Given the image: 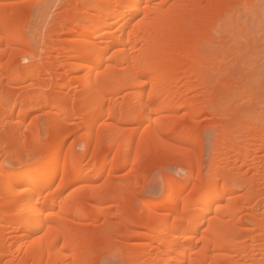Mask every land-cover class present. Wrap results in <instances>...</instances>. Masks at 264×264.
Returning a JSON list of instances; mask_svg holds the SVG:
<instances>
[{
  "label": "bare ground",
  "instance_id": "6f19581e",
  "mask_svg": "<svg viewBox=\"0 0 264 264\" xmlns=\"http://www.w3.org/2000/svg\"><path fill=\"white\" fill-rule=\"evenodd\" d=\"M263 51L264 0H0V264H264Z\"/></svg>",
  "mask_w": 264,
  "mask_h": 264
},
{
  "label": "rangeland",
  "instance_id": "374dc122",
  "mask_svg": "<svg viewBox=\"0 0 264 264\" xmlns=\"http://www.w3.org/2000/svg\"><path fill=\"white\" fill-rule=\"evenodd\" d=\"M41 7H42V5H35L32 9L31 15H32V18L34 20L32 22H34V23H33V25L30 26V30H29L30 33L33 31L39 30L40 27L43 26L42 23L44 24V22L41 19H39V17H38L39 16L38 14H40V8ZM30 33H29V35H30ZM263 53H264V51H263ZM263 53L259 55V58L262 57L260 59L253 56L254 55L253 54L245 62L240 63L239 65L234 67L233 72L236 75V77H238L240 79V81L246 80L247 78L250 79V77H256V76L257 77L260 76V78L262 76V78L264 80V58H263L264 54ZM54 54L56 55L57 52H54ZM255 55H257V54H255ZM248 76H250V77H248ZM262 78L260 80H262ZM22 90L25 91L26 89H22ZM35 90L42 91L43 89H35ZM260 90H263V89H260ZM239 101H241V103H242V101L244 102V100H239ZM239 101L238 102L236 101V103L240 104ZM44 110H45L44 108L43 109L40 108L39 110L32 112L27 117V119H28L27 123H29L33 120H37L44 127L45 122L49 116V110H47V109H46L47 111L46 110L44 111ZM200 119L203 120L204 116L203 117L201 116ZM210 123H211V120H210ZM206 133H208V134H206ZM202 135H203L202 140H203L204 145H205L204 160L207 161L209 153H210V145H211V140H212L213 134L209 131V132L203 133ZM71 141H72V139H69L67 143L69 144ZM77 149H78L79 153L81 154V149H82L81 143L78 145ZM53 150L54 149H49L47 151V155H50ZM7 164L11 165V166L20 165L18 163H14V162H11V163L7 162ZM175 167H176V165L173 162H165L162 164L155 163V164L149 165L147 168V173L140 180L141 181L140 184L144 187V192H143V195L141 196V198L148 196L149 198L157 199V198L162 197L164 183H165L164 177L167 176L168 174L173 176V177H176V178L185 179L186 177H184L185 175L182 173V170L179 167L178 168H175ZM120 174H122V172H120ZM138 202H139V200L137 201V203ZM139 210L141 212L144 211V207L139 205ZM114 211H115V209H114ZM107 254H109V253H107ZM111 254H109V256L105 255L102 260H104L106 258L105 260L108 261L109 264H119L116 257H115V254L114 253H111ZM113 254H114V256H113Z\"/></svg>",
  "mask_w": 264,
  "mask_h": 264
},
{
  "label": "snow or ice",
  "instance_id": "6c2138e0",
  "mask_svg": "<svg viewBox=\"0 0 264 264\" xmlns=\"http://www.w3.org/2000/svg\"><path fill=\"white\" fill-rule=\"evenodd\" d=\"M147 7H148V6H147V5H145V8H146V9H147ZM101 264H109V262H108V261H106V260H102V261H101Z\"/></svg>",
  "mask_w": 264,
  "mask_h": 264
}]
</instances>
